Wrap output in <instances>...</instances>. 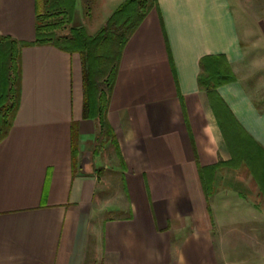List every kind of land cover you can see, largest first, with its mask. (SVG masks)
Listing matches in <instances>:
<instances>
[{"label": "crops", "instance_id": "1", "mask_svg": "<svg viewBox=\"0 0 264 264\" xmlns=\"http://www.w3.org/2000/svg\"><path fill=\"white\" fill-rule=\"evenodd\" d=\"M107 1L105 20L125 0ZM152 1L108 97L112 140L100 141L98 122L82 117L77 54L21 50L19 105L0 142V264H255L264 94L252 99L245 80L264 69V4ZM41 3L0 0V37L32 43ZM248 42L262 49L259 59L248 58ZM207 57L234 76L213 94L198 84ZM98 145L117 162L108 173L118 183L114 204H101ZM249 195L262 206L248 207Z\"/></svg>", "mask_w": 264, "mask_h": 264}, {"label": "trees", "instance_id": "2", "mask_svg": "<svg viewBox=\"0 0 264 264\" xmlns=\"http://www.w3.org/2000/svg\"><path fill=\"white\" fill-rule=\"evenodd\" d=\"M82 5L87 10L94 5V1L82 0ZM152 7V0H125L87 46L76 28L70 27L67 34H61L71 22L74 0H42L35 15V37L32 43L20 44L10 38L0 37V142L8 135L19 105L21 50L44 45L80 57L82 117L97 121L99 137L112 140L113 134L105 114L122 50ZM199 69L198 84L207 94H213L221 85L234 81L228 66L218 58L201 59ZM75 137L76 127L72 125L73 147Z\"/></svg>", "mask_w": 264, "mask_h": 264}, {"label": "rangeland", "instance_id": "3", "mask_svg": "<svg viewBox=\"0 0 264 264\" xmlns=\"http://www.w3.org/2000/svg\"><path fill=\"white\" fill-rule=\"evenodd\" d=\"M94 5L91 6L89 9L85 10V8L82 5V8H79V12L77 11L72 12L71 14V22L67 25V27L61 32V34H67L68 31L71 28H76L77 32L79 33V36H81V39L84 41V43L89 46L90 45V40L93 39L95 36L99 34V32L102 30V28L105 26L107 19L105 20V14L107 12V8L109 7L108 1L107 0H93ZM259 4H264V0H257ZM106 3V4H105ZM110 8V7H109ZM247 16L249 21H253L254 19H258L260 14H244ZM253 16V18H252ZM244 36L247 38V40L244 41H252L248 39L249 37L246 36L245 32L243 31ZM244 37V38H245ZM86 46V47H87ZM246 47V48H245ZM257 47L251 46L250 42L247 43V45H244V50L245 53L247 54L248 58H257L261 56L262 49H256ZM261 48V47H258ZM254 51L253 53H251ZM256 51V53H255ZM253 54V55H250ZM250 58V59H251ZM256 59V60H257ZM252 60H248L246 65H242L241 72H247L249 70V65L253 63ZM264 66V62L259 63V67ZM264 68V67H263ZM259 73H256L255 75V80L251 81L249 83L250 78L248 80H245L246 85L250 84L251 86V95L252 99L258 100V97L262 94V90L264 89V69H260ZM253 90V92H252ZM102 141V138L100 139ZM98 151L97 154L99 153V164L100 166H104V168L107 169H102V171L98 172L100 176V187L99 191L102 193L104 202L103 203H110L114 204L116 203V196L119 191L117 188V179L116 176L113 174H108L109 170H113V167L117 165L115 157L112 155L113 153H109V151H112V149H104L102 150L101 147L98 145L97 146ZM112 156H111V155ZM246 196V195H245ZM107 199V200H106ZM106 201V202H105ZM245 201L247 202L248 207H261L262 206V201L257 200L255 197H251L250 195L248 198H245ZM249 204V205H248ZM252 204V205H251ZM102 205H100V210ZM259 236L255 238L256 240V246L252 248V254L248 257L249 259L253 257L252 260H254L255 264H264V241L261 239V232H259ZM247 254V253H246ZM254 257H257L256 259Z\"/></svg>", "mask_w": 264, "mask_h": 264}]
</instances>
